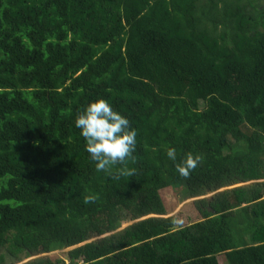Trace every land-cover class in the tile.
<instances>
[{"label": "trees", "instance_id": "trees-1", "mask_svg": "<svg viewBox=\"0 0 264 264\" xmlns=\"http://www.w3.org/2000/svg\"><path fill=\"white\" fill-rule=\"evenodd\" d=\"M98 98L138 131L132 177L97 172L75 127ZM221 255L264 264V0H0V264Z\"/></svg>", "mask_w": 264, "mask_h": 264}, {"label": "clouds", "instance_id": "clouds-1", "mask_svg": "<svg viewBox=\"0 0 264 264\" xmlns=\"http://www.w3.org/2000/svg\"><path fill=\"white\" fill-rule=\"evenodd\" d=\"M75 127L86 141V151L92 161L96 162L97 172H104L115 179L135 175L134 170L127 165L129 161L135 160L138 131L131 127L129 119L115 110L107 99L98 98L89 103L76 117ZM166 155L174 162L177 160L175 148H168ZM201 160V155L187 153L184 159L176 163L175 170L180 176L187 178ZM116 165L122 167L113 171V166ZM94 200V196H88L85 203Z\"/></svg>", "mask_w": 264, "mask_h": 264}, {"label": "rangeland", "instance_id": "rangeland-1", "mask_svg": "<svg viewBox=\"0 0 264 264\" xmlns=\"http://www.w3.org/2000/svg\"><path fill=\"white\" fill-rule=\"evenodd\" d=\"M213 194H208L207 198H211ZM162 199L164 201V204L166 206V209L169 211V216H176L179 219H185L189 218L192 213H195L198 211L195 206L193 205V201L196 199H189L185 201H180L178 194L173 189H166L161 192ZM129 225V223H124L122 228H125ZM69 250V249H68ZM68 250L53 252L49 256L52 259L62 258L66 259L65 253ZM220 264H227L226 259H224V256H219ZM25 263V262H24Z\"/></svg>", "mask_w": 264, "mask_h": 264}]
</instances>
